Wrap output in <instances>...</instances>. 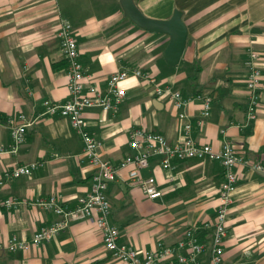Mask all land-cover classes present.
<instances>
[{
    "label": "crops",
    "instance_id": "crops-1",
    "mask_svg": "<svg viewBox=\"0 0 264 264\" xmlns=\"http://www.w3.org/2000/svg\"><path fill=\"white\" fill-rule=\"evenodd\" d=\"M134 1L151 19L183 14L188 39L177 67L162 58L169 38L133 26L119 0H0V149L11 144L8 118L23 114L29 124L18 153L0 156V200L18 202L0 209V264H120L105 249L91 219L71 223L40 247L14 253L6 249L13 237L30 242L56 221L37 201L59 196L74 207L89 192L95 172L68 120L46 115L43 107L45 100L63 103L69 98L67 63L57 37L62 19L74 29L85 74L103 91L112 75L141 70L163 89L212 98L211 115L194 131L195 141L219 150L227 140L248 162L236 171L222 264H264V0ZM250 52L258 56L261 83L257 116L249 122L245 61ZM122 86L126 98L117 114L97 107L84 113L89 132L101 143L102 157L114 165L132 154L129 135L136 129L161 134L170 143L182 135L178 111L168 98L155 95L154 86L134 77ZM200 111L198 102L185 109L192 120ZM31 163L40 164L31 176L5 178L6 172ZM173 165L164 169L161 159L154 158L141 171L142 178L156 180L161 196L155 200L134 185L128 169L108 184L110 223L119 230L120 244L152 252L159 242L175 246L188 228L214 220L221 165L198 160ZM208 238L201 236L206 244ZM200 260L209 264L207 255Z\"/></svg>",
    "mask_w": 264,
    "mask_h": 264
},
{
    "label": "built area",
    "instance_id": "built-area-1",
    "mask_svg": "<svg viewBox=\"0 0 264 264\" xmlns=\"http://www.w3.org/2000/svg\"><path fill=\"white\" fill-rule=\"evenodd\" d=\"M60 53L67 63L69 98L63 103L45 100L43 107L45 114L59 116L71 125L78 134L82 143V156L95 170L91 178L89 192L80 197L74 207L66 206L59 196H51L48 200H39L36 206L56 216L50 226L37 231L30 242L13 237L6 244L10 253L25 251L30 247H40L48 243L65 231L71 223L93 220L101 233L105 249L120 264H201V257L207 255L209 264H222L224 241L227 237L226 217L232 205L233 195L237 187L236 171L240 166H248L236 152L231 142L224 140L219 150L210 145L198 144L194 131L202 129L209 119L212 109L210 96L195 95L185 97L179 91L163 89L154 77L141 70H124L112 75L103 91L94 84L91 76L85 74L78 59L77 41L71 23L62 19L57 32ZM247 68L246 87L248 90L247 120L253 121L259 107L258 89L261 83V71L258 56L254 52L248 54L245 61ZM130 77H134L154 86V93L159 98H168L178 111L181 122V139L170 143L164 136L157 133L136 129L129 135V148L132 154L128 155L118 165L105 160L100 152L101 143L92 135L84 118L87 109L97 107L103 112L117 114L120 105L126 98V89L122 86ZM198 102L201 106L199 116L192 120L185 112L191 104ZM11 144L8 149H0V156L15 155L24 142L26 130L29 126L26 117L19 114L7 119ZM223 136L226 131H222ZM154 158L161 159L164 169L172 170L174 161L198 160L214 161L221 165L223 181L219 189V205L213 221L188 228L183 237L175 246H166L159 242L152 252L141 253L119 243V230L110 223L111 205L107 198V186L113 182L119 171L128 169L130 180L141 189L145 197L150 200L160 198L154 177L142 178L141 171L147 169ZM40 167L39 163L16 167L5 173L6 179H16L22 176H31L33 171ZM260 169L259 166H252ZM18 204L14 199L0 200V209H10ZM202 234L209 235V242L202 241Z\"/></svg>",
    "mask_w": 264,
    "mask_h": 264
},
{
    "label": "water",
    "instance_id": "water-1",
    "mask_svg": "<svg viewBox=\"0 0 264 264\" xmlns=\"http://www.w3.org/2000/svg\"><path fill=\"white\" fill-rule=\"evenodd\" d=\"M119 5L124 17L139 30L169 38L162 58L167 66L177 67L185 53L188 39V30L182 19L183 14L175 11L170 19L157 20L146 17L134 0H119Z\"/></svg>",
    "mask_w": 264,
    "mask_h": 264
}]
</instances>
